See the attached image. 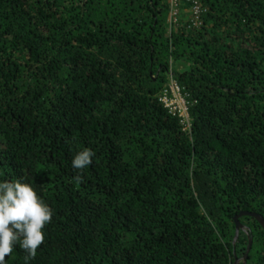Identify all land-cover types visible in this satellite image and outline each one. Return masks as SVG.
Here are the masks:
<instances>
[{"label":"trees","instance_id":"trees-1","mask_svg":"<svg viewBox=\"0 0 264 264\" xmlns=\"http://www.w3.org/2000/svg\"><path fill=\"white\" fill-rule=\"evenodd\" d=\"M199 2L0 0V179L54 212L30 264H264V0Z\"/></svg>","mask_w":264,"mask_h":264},{"label":"clouds","instance_id":"clouds-1","mask_svg":"<svg viewBox=\"0 0 264 264\" xmlns=\"http://www.w3.org/2000/svg\"><path fill=\"white\" fill-rule=\"evenodd\" d=\"M94 156L91 148H83L75 153L71 166L74 170L86 169ZM53 215V209L31 182L0 179V264H5V257L16 246L25 253L24 264H30L44 242V229Z\"/></svg>","mask_w":264,"mask_h":264},{"label":"built area","instance_id":"built-area-1","mask_svg":"<svg viewBox=\"0 0 264 264\" xmlns=\"http://www.w3.org/2000/svg\"><path fill=\"white\" fill-rule=\"evenodd\" d=\"M188 2L192 7V17L198 20L201 17L203 8L199 0H170L171 2V20L175 21L178 14L180 2ZM161 101L170 113L179 117L185 129L190 127L189 101L181 85L174 79L170 81L169 86L164 90Z\"/></svg>","mask_w":264,"mask_h":264},{"label":"water","instance_id":"water-1","mask_svg":"<svg viewBox=\"0 0 264 264\" xmlns=\"http://www.w3.org/2000/svg\"><path fill=\"white\" fill-rule=\"evenodd\" d=\"M242 214H250V215L256 217V218L258 219V221H259V222L262 224V226L264 227V217L261 216L260 214H258V213H250V212H243ZM238 217H239L238 215L235 216V221H236V231H237L236 239H237L238 236H239V232H240V230H242V229H243V230H247V229L245 228V226L239 221ZM251 246H252V239H250V242H249V245H248V248H247V253H246V255L244 256V260L247 259V255H248V253H249V251H250V249H251ZM236 264H239V260H238V259L236 260Z\"/></svg>","mask_w":264,"mask_h":264}]
</instances>
